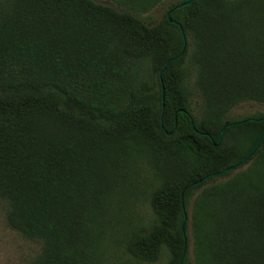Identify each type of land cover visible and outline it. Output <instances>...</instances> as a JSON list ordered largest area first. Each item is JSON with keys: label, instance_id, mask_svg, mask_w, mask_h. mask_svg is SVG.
Returning <instances> with one entry per match:
<instances>
[{"label": "trees", "instance_id": "trees-1", "mask_svg": "<svg viewBox=\"0 0 264 264\" xmlns=\"http://www.w3.org/2000/svg\"><path fill=\"white\" fill-rule=\"evenodd\" d=\"M108 1L0 0L9 226L43 243L32 264H112V246L136 264H264V115L227 120L264 106V0H179L158 22L140 16L166 0Z\"/></svg>", "mask_w": 264, "mask_h": 264}, {"label": "rangeland", "instance_id": "rangeland-1", "mask_svg": "<svg viewBox=\"0 0 264 264\" xmlns=\"http://www.w3.org/2000/svg\"><path fill=\"white\" fill-rule=\"evenodd\" d=\"M94 1L110 6L114 5L108 0ZM178 1L179 0H166L153 12L140 17L147 22H158L162 19L169 6ZM189 87L192 93V113L194 116L199 117L203 102L201 96L194 87L193 77L190 79ZM257 114L264 115V106L252 102H245L233 108L227 116V120L239 121L245 118L253 117ZM127 207L129 212H126V214L129 219L133 218L132 220L135 221L146 222L152 216L149 204L145 200L136 202L133 198H131L129 199ZM8 210V201L0 198V264H32V262L42 252L43 243L39 240H30L18 231L12 229L7 221ZM109 257L112 264H136L115 246L111 247ZM156 264H164V262Z\"/></svg>", "mask_w": 264, "mask_h": 264}, {"label": "water", "instance_id": "water-1", "mask_svg": "<svg viewBox=\"0 0 264 264\" xmlns=\"http://www.w3.org/2000/svg\"><path fill=\"white\" fill-rule=\"evenodd\" d=\"M191 1H192V0H185L180 6H181V7L187 6V5H189V4L191 3ZM167 16H168V18L170 19V21H171L172 23L178 25V26L180 27L181 31L183 32L182 26H181L179 23H177L176 21L171 20V18H170V13H168ZM183 37H184V39L186 40V37H185L184 33H183ZM168 64H169V63H168ZM166 67H167V65H166ZM166 67H165V69H166ZM163 92H164V89H163ZM162 100H163V103H164V101H165L164 96H163ZM262 120H264V118H263ZM226 126H228V124H227ZM222 134H223V133H222ZM169 135H171V133H169ZM255 150H256V149H254L253 153L255 152ZM246 161H247V160H245L243 163H240L239 166H243L244 163H245ZM201 182H202V181H199L198 183H201ZM186 220H187V217H186ZM186 220H185V222H186ZM183 232L185 233V223H184V225H183Z\"/></svg>", "mask_w": 264, "mask_h": 264}]
</instances>
